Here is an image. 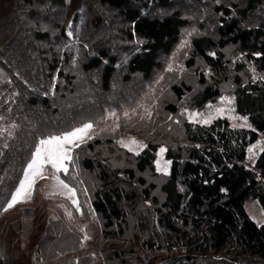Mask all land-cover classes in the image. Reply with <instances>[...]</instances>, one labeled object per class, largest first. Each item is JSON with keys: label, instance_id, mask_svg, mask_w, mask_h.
Here are the masks:
<instances>
[{"label": "trees", "instance_id": "obj_1", "mask_svg": "<svg viewBox=\"0 0 264 264\" xmlns=\"http://www.w3.org/2000/svg\"><path fill=\"white\" fill-rule=\"evenodd\" d=\"M213 107L225 114L187 117ZM110 111L138 113L60 172L81 213L47 196L73 221L43 202L4 211L40 139ZM139 127L135 153L118 139ZM0 131V264H264L246 207L264 213V146L248 159L264 136V0H0Z\"/></svg>", "mask_w": 264, "mask_h": 264}, {"label": "rangeland", "instance_id": "obj_2", "mask_svg": "<svg viewBox=\"0 0 264 264\" xmlns=\"http://www.w3.org/2000/svg\"><path fill=\"white\" fill-rule=\"evenodd\" d=\"M161 80H162V78L160 79V81ZM155 87H157V85L151 87L150 91L147 93V96H151L154 94V91L156 90ZM155 103L156 104L153 105L154 110H156L157 105H158V102H156V100H155ZM151 109H152V107L144 109V111H146V113H147ZM137 113H138V111H125V112H123L122 115H120L119 112H117V111H110V112H108L105 121L102 122V124L100 126H97V125L93 124L92 122H88V123H91L93 125V128L90 130L89 134L93 138L94 136L101 134V133H109V132L115 133L117 131L119 132V129L121 126V121L123 119H125L126 117L131 118L132 116H134ZM193 113L196 114V116L194 118L192 116ZM125 114H127V115H125ZM224 114H225V111H224L223 107H213V108L203 109L202 111H198V110L189 111L187 113V117L189 118L190 121H195V120L200 118L199 120L202 122L205 119H208V120H210V122H212V120L214 118L223 116ZM232 117H236V119H232ZM244 118L245 117H242L239 115H233V116H230V121H231L232 125L235 124L238 126L240 124H244V127L250 128L251 124L249 123L248 120H247V123H245ZM139 129H140V127L138 129L137 128H135V129H133V128H125L124 129L123 128L122 132L120 133L119 139H118L119 144L121 146L125 147L123 144L120 143L121 141H123L124 144H129V142L131 140H135L137 143L136 144H129V147L131 148L132 152H135V153L140 152L145 147V142L143 140V134L141 133V131ZM88 140H90V139H86L84 142H86ZM263 146H264V136L262 135L260 140L254 146L251 147L253 149V151L249 152V154H248V159H249V162L251 164L254 163L258 153L261 151ZM129 147H125V148L129 149ZM74 149H73V151H74ZM160 150H159V152L157 154V158H156V168H157V170L166 173L170 169V162L165 158L164 152L161 153ZM73 151H72V155H73ZM69 162L70 161L65 162L67 164L68 168H69ZM158 164L160 166L159 168H158ZM53 171L54 170L51 169L50 165L46 166L45 175L48 178L47 179L37 178V181L34 185L35 190L33 192V195L35 194V196H36V201L31 203L32 202L31 199L33 197V195H32L31 199H28L24 202L18 203L15 206H17V205H29V204H35L36 202H43L47 206L48 205L51 206L49 208V215L51 217H53V218L57 217L55 210H56V208H58V209H61L66 214V216H68L70 218V220L73 221L74 219H73L72 213L68 208H66L67 203L65 202V200H55V199H51V198L47 197L48 195H54V196L56 195V196H60L62 199H66L67 201L72 203L71 200L66 197V195L59 194L60 192L65 191V190L54 187L55 182L51 179V175H52ZM57 175L60 176V173H57ZM75 199L79 202V198L77 196V193H76ZM14 207L9 209L8 212L13 213ZM74 207H75V209H77V206L74 205ZM246 207H247L248 213L252 219H254L257 223H263L264 222V213L262 211L258 210L257 205L254 201L248 202L246 204ZM81 211L82 210L79 206L78 213H81ZM69 212L71 213V216H69V214H68ZM88 239H90V236H88ZM86 248H87V243H83L82 247L80 248V251H84ZM74 254L75 253H71L70 255L73 256Z\"/></svg>", "mask_w": 264, "mask_h": 264}, {"label": "snow or ice", "instance_id": "obj_3", "mask_svg": "<svg viewBox=\"0 0 264 264\" xmlns=\"http://www.w3.org/2000/svg\"><path fill=\"white\" fill-rule=\"evenodd\" d=\"M192 116L194 118L196 114L193 113ZM232 119H236V117H232ZM244 120L245 123H247V118H244ZM203 122L207 124L210 120L205 119ZM238 126L244 127V124ZM233 127H237V125L234 124ZM92 128L93 125L91 123H84L82 126L72 128L69 131H64L60 134H50L46 138L40 139L35 145L30 161L23 170V179L19 181L18 186L15 187V190L11 193V198L4 211L13 208L18 203L31 199L35 190L34 185L37 178H48L45 175V172L46 166L49 165L51 166V169L54 170L51 175V179L55 182L54 187L65 190L59 194L66 195V197L71 200L72 204L77 206V210H79V202L75 199L76 190L69 187V185L65 183L57 173L63 172L67 174L68 167L65 162L72 160V151L74 148L79 147L80 143L84 142L86 139L92 138L89 134ZM0 135H2V131H0ZM120 143L125 147H129V144H136L137 142L131 140L129 144H124L123 141ZM6 146L7 145H5V147ZM129 150L131 151L130 147ZM160 151L163 153L165 149L161 148ZM248 151L252 152L253 149L249 148ZM159 167L158 164V168ZM0 180H2V178H0ZM68 214L71 216L70 212Z\"/></svg>", "mask_w": 264, "mask_h": 264}]
</instances>
